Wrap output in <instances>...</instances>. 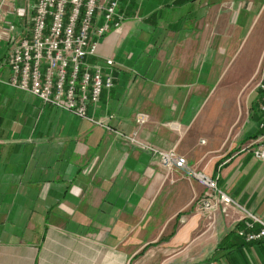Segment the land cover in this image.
Instances as JSON below:
<instances>
[{
	"label": "crops",
	"instance_id": "0c3cea01",
	"mask_svg": "<svg viewBox=\"0 0 264 264\" xmlns=\"http://www.w3.org/2000/svg\"><path fill=\"white\" fill-rule=\"evenodd\" d=\"M120 8L121 27L89 58L115 63L113 86L89 115L175 149L264 219V159L255 155L264 148V0H121ZM0 84V264H264V239L237 233V206L200 210L206 190L197 180Z\"/></svg>",
	"mask_w": 264,
	"mask_h": 264
},
{
	"label": "built area",
	"instance_id": "2783aa9c",
	"mask_svg": "<svg viewBox=\"0 0 264 264\" xmlns=\"http://www.w3.org/2000/svg\"><path fill=\"white\" fill-rule=\"evenodd\" d=\"M120 2L26 0L25 4L16 5L15 0H0V43H6L4 64L9 71L7 78L0 74V82L116 133L125 142L156 156L166 169L181 170L206 190L199 198L200 210L211 211L220 206L226 211L228 205H235L242 211L243 227L237 230L238 235L247 242L264 239V219L245 210L221 190L217 176L191 166L173 148L160 149L142 141L136 131H116L106 120L89 115V106L99 101L103 89L113 86L114 60L106 58L103 64H93L89 58L96 54L104 35L121 27L125 13ZM258 88L259 128L264 129V58ZM145 120V114L136 116L138 124ZM259 136L263 138L264 133ZM255 155L264 159V148L256 149Z\"/></svg>",
	"mask_w": 264,
	"mask_h": 264
},
{
	"label": "rangeland",
	"instance_id": "374dc122",
	"mask_svg": "<svg viewBox=\"0 0 264 264\" xmlns=\"http://www.w3.org/2000/svg\"><path fill=\"white\" fill-rule=\"evenodd\" d=\"M15 1H17V3H18L19 5H23V4L26 3V0H15ZM150 1H151V4L156 3V5H160V4H163V3H164V0H150ZM152 8H154V6H152ZM2 9H3V8H2ZM7 9H8V8H7ZM123 11L125 12V10H123ZM5 44H6L5 42L0 43V56H1L3 53H5V51H7L6 48L4 47ZM2 58H4V55H3L0 59H2ZM0 85L2 86V84H0Z\"/></svg>",
	"mask_w": 264,
	"mask_h": 264
},
{
	"label": "trees",
	"instance_id": "16d2710c",
	"mask_svg": "<svg viewBox=\"0 0 264 264\" xmlns=\"http://www.w3.org/2000/svg\"><path fill=\"white\" fill-rule=\"evenodd\" d=\"M257 111H259V109L257 108Z\"/></svg>",
	"mask_w": 264,
	"mask_h": 264
}]
</instances>
